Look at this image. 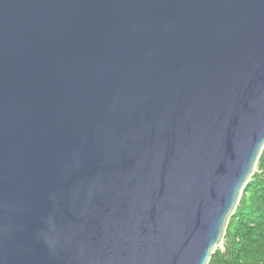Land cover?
<instances>
[{"label": "water", "instance_id": "1", "mask_svg": "<svg viewBox=\"0 0 264 264\" xmlns=\"http://www.w3.org/2000/svg\"><path fill=\"white\" fill-rule=\"evenodd\" d=\"M264 147V0H0V264H207Z\"/></svg>", "mask_w": 264, "mask_h": 264}, {"label": "trees", "instance_id": "2", "mask_svg": "<svg viewBox=\"0 0 264 264\" xmlns=\"http://www.w3.org/2000/svg\"><path fill=\"white\" fill-rule=\"evenodd\" d=\"M223 245L207 264H264V147L228 221Z\"/></svg>", "mask_w": 264, "mask_h": 264}]
</instances>
